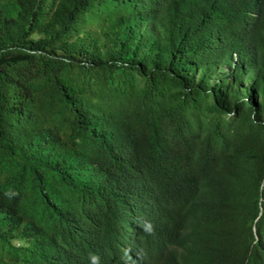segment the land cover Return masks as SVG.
I'll return each instance as SVG.
<instances>
[{
    "label": "trees",
    "instance_id": "trees-1",
    "mask_svg": "<svg viewBox=\"0 0 264 264\" xmlns=\"http://www.w3.org/2000/svg\"><path fill=\"white\" fill-rule=\"evenodd\" d=\"M48 130L45 154L96 151L104 185L152 213L138 264H264V0L3 4L1 165L20 179L0 200V259L59 264L38 242Z\"/></svg>",
    "mask_w": 264,
    "mask_h": 264
},
{
    "label": "clouds",
    "instance_id": "clouds-1",
    "mask_svg": "<svg viewBox=\"0 0 264 264\" xmlns=\"http://www.w3.org/2000/svg\"><path fill=\"white\" fill-rule=\"evenodd\" d=\"M56 134L52 130L34 134L32 152L46 159L51 168L40 170L42 188L50 182L51 191L38 221L39 245L59 264H138L137 243L148 229L152 213L136 215L123 199L99 179L102 155L87 151L66 159L44 153ZM7 153L0 147V200L6 198L16 173L10 181L2 168ZM52 168L73 175L76 184L63 188ZM75 198L80 199L77 203ZM194 244V242H193ZM0 264H19L10 258Z\"/></svg>",
    "mask_w": 264,
    "mask_h": 264
},
{
    "label": "rangeland",
    "instance_id": "rangeland-1",
    "mask_svg": "<svg viewBox=\"0 0 264 264\" xmlns=\"http://www.w3.org/2000/svg\"><path fill=\"white\" fill-rule=\"evenodd\" d=\"M9 0H0V7L5 4L6 2H8Z\"/></svg>",
    "mask_w": 264,
    "mask_h": 264
}]
</instances>
